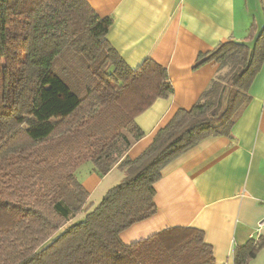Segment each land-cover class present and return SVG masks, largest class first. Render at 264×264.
Here are the masks:
<instances>
[{
  "label": "trees",
  "instance_id": "obj_1",
  "mask_svg": "<svg viewBox=\"0 0 264 264\" xmlns=\"http://www.w3.org/2000/svg\"><path fill=\"white\" fill-rule=\"evenodd\" d=\"M112 24L88 0H0V264H216L196 228L130 245L120 234L157 212L155 184L168 164L231 134L264 62V29L253 24L245 41L221 43L203 62L227 72L132 159L144 136L135 118L174 88L152 59L127 65L107 39ZM33 112L63 117L35 139L22 123ZM87 164L124 172L94 207L80 179ZM263 246L264 235L237 246L234 264H249Z\"/></svg>",
  "mask_w": 264,
  "mask_h": 264
},
{
  "label": "crops",
  "instance_id": "obj_2",
  "mask_svg": "<svg viewBox=\"0 0 264 264\" xmlns=\"http://www.w3.org/2000/svg\"><path fill=\"white\" fill-rule=\"evenodd\" d=\"M113 24L107 39L129 67L146 59L167 68L174 92L158 98L135 122L144 132L128 151L137 158L179 109H191L220 65L205 61L221 43L245 41L251 26L264 29V0H88ZM250 102L230 135L212 136L168 164L155 184L157 212L120 234L130 245L170 228H196L212 246L216 264H234V250L253 238L264 217V62L249 89ZM80 179L96 206L124 179L91 165ZM264 235V228L260 236ZM249 264H264V246Z\"/></svg>",
  "mask_w": 264,
  "mask_h": 264
},
{
  "label": "rangeland",
  "instance_id": "obj_3",
  "mask_svg": "<svg viewBox=\"0 0 264 264\" xmlns=\"http://www.w3.org/2000/svg\"><path fill=\"white\" fill-rule=\"evenodd\" d=\"M227 68L222 73L227 72ZM62 115H55L51 119L45 120L40 117L37 113L33 112L25 120H23V126L30 132L35 139H41L50 131L53 121L60 120ZM86 212H82L77 218L85 215Z\"/></svg>",
  "mask_w": 264,
  "mask_h": 264
},
{
  "label": "built area",
  "instance_id": "obj_4",
  "mask_svg": "<svg viewBox=\"0 0 264 264\" xmlns=\"http://www.w3.org/2000/svg\"><path fill=\"white\" fill-rule=\"evenodd\" d=\"M263 228H264V217L258 222L255 230L253 231V238L258 239L260 237Z\"/></svg>",
  "mask_w": 264,
  "mask_h": 264
}]
</instances>
